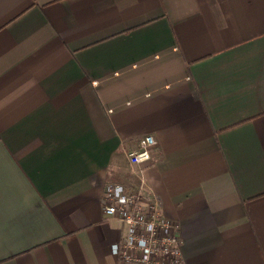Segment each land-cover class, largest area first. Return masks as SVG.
<instances>
[{
	"label": "crops",
	"instance_id": "1",
	"mask_svg": "<svg viewBox=\"0 0 264 264\" xmlns=\"http://www.w3.org/2000/svg\"><path fill=\"white\" fill-rule=\"evenodd\" d=\"M140 174L187 264H264V0H0V264H137Z\"/></svg>",
	"mask_w": 264,
	"mask_h": 264
},
{
	"label": "built area",
	"instance_id": "2",
	"mask_svg": "<svg viewBox=\"0 0 264 264\" xmlns=\"http://www.w3.org/2000/svg\"><path fill=\"white\" fill-rule=\"evenodd\" d=\"M157 145L154 135L140 138L139 148L129 153L132 165L151 159V149ZM160 197L152 193L140 174V183L128 188L117 182H107L103 212L107 219H118L127 226L120 242L112 245L113 254L121 262L137 264H187L183 253L179 224L162 212Z\"/></svg>",
	"mask_w": 264,
	"mask_h": 264
}]
</instances>
